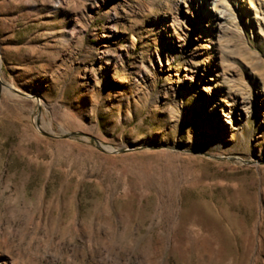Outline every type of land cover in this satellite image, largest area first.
Wrapping results in <instances>:
<instances>
[{"label":"rangeland","instance_id":"374dc122","mask_svg":"<svg viewBox=\"0 0 264 264\" xmlns=\"http://www.w3.org/2000/svg\"><path fill=\"white\" fill-rule=\"evenodd\" d=\"M0 264H264V0H0Z\"/></svg>","mask_w":264,"mask_h":264}]
</instances>
